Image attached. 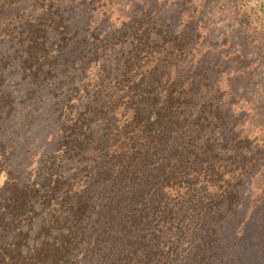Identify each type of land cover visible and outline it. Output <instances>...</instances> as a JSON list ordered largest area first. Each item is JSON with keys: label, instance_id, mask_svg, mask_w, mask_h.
I'll return each instance as SVG.
<instances>
[{"label": "trees", "instance_id": "16d2710c", "mask_svg": "<svg viewBox=\"0 0 264 264\" xmlns=\"http://www.w3.org/2000/svg\"><path fill=\"white\" fill-rule=\"evenodd\" d=\"M200 4L0 0V264H264V100L209 34L264 22Z\"/></svg>", "mask_w": 264, "mask_h": 264}, {"label": "rangeland", "instance_id": "374dc122", "mask_svg": "<svg viewBox=\"0 0 264 264\" xmlns=\"http://www.w3.org/2000/svg\"><path fill=\"white\" fill-rule=\"evenodd\" d=\"M164 1V0H161ZM167 1L168 7H173L174 1L176 0H165ZM206 0H197L198 7H201L200 2H205ZM243 1L246 5H242ZM228 0L229 3H231V7L233 4L237 2V4L240 6V16L241 13L244 14H250L252 16V19L255 20L257 18L262 19L264 22V6H260V0ZM186 7H188V4H183L179 6V10H184ZM213 14H217L216 11H211ZM217 16L213 17L214 19H211V22L209 24V28L212 29L209 33L212 35V39L215 40L217 47H219L220 52L225 53L226 50H229L232 52L233 56L240 57L241 65L244 66V71L242 73V79L239 81V85L241 86L240 90H243L241 95V98H238L236 100H240L237 105L239 107V113L244 110V106L247 108H250V105H246L247 102L243 103V99L245 100L246 96L253 93L256 89L257 94L252 96V101L255 105H262V100H264V40H257L254 38V42L250 41L252 38H247V41L245 40L246 33H250V29L253 27H250L248 29V24L245 22L242 24L240 28H237L238 26L235 24L233 28L228 27L227 25L220 24L219 19L216 18ZM216 22L212 25L211 23ZM254 23V22H253ZM246 27V29H245ZM238 29H241V32H238ZM255 28L254 31H256ZM259 32L257 33L256 37L260 39L259 34H264V31L259 28ZM1 37V36H0ZM226 39L227 41L222 44V40ZM236 45V48L231 49L230 46ZM229 46V47H228ZM224 48H227L223 50ZM240 54V55H239ZM230 63H236L235 60L228 61V64ZM251 79V82H250ZM231 80L233 81V77H231ZM245 94V95H243ZM242 106V108H241ZM263 106L261 107V109ZM37 148V146L35 147ZM38 157L34 158L35 160ZM2 172L0 175V183L3 182L5 179V176ZM263 177H257V179L254 180L255 183H258L260 181H263ZM259 192V191H258ZM254 196H250L249 199H247V202L251 204Z\"/></svg>", "mask_w": 264, "mask_h": 264}]
</instances>
